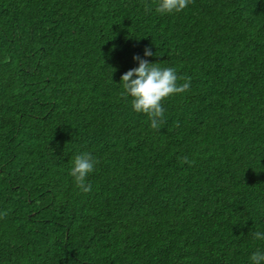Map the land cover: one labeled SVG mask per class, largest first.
I'll list each match as a JSON object with an SVG mask.
<instances>
[{
	"label": "trees",
	"instance_id": "1",
	"mask_svg": "<svg viewBox=\"0 0 264 264\" xmlns=\"http://www.w3.org/2000/svg\"><path fill=\"white\" fill-rule=\"evenodd\" d=\"M159 3L0 0V264L264 252V0ZM137 54L191 78L159 131L121 96ZM82 152L89 193L69 175Z\"/></svg>",
	"mask_w": 264,
	"mask_h": 264
},
{
	"label": "clouds",
	"instance_id": "2",
	"mask_svg": "<svg viewBox=\"0 0 264 264\" xmlns=\"http://www.w3.org/2000/svg\"><path fill=\"white\" fill-rule=\"evenodd\" d=\"M192 0H160L156 11L161 14H171L185 9ZM150 11L151 9H146ZM144 57L155 55L148 46L144 49ZM133 59L138 61L139 66L126 71L121 76L124 91L121 96L124 99L131 97L134 111L144 113L150 120V127L159 131L166 123L164 118L165 109L163 101L176 94L184 93L190 88V77H180L174 68H160L148 59L140 55H134ZM185 80L178 84V80ZM182 163L192 164L187 156L181 158ZM99 161L89 152H82L75 156L73 166L69 175L74 178L75 185L83 193H89L92 185L87 183V177L95 170ZM7 215V213H3ZM253 238L264 240V233L259 231L253 234ZM251 264H264V252L257 249L250 257Z\"/></svg>",
	"mask_w": 264,
	"mask_h": 264
}]
</instances>
